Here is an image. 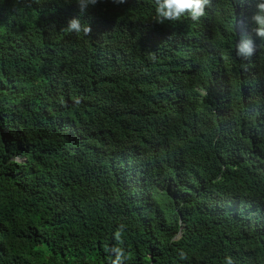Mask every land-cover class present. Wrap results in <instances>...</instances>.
<instances>
[{"label": "trees", "instance_id": "16d2710c", "mask_svg": "<svg viewBox=\"0 0 264 264\" xmlns=\"http://www.w3.org/2000/svg\"><path fill=\"white\" fill-rule=\"evenodd\" d=\"M0 0V264H264L255 5Z\"/></svg>", "mask_w": 264, "mask_h": 264}, {"label": "clouds", "instance_id": "9594fccd", "mask_svg": "<svg viewBox=\"0 0 264 264\" xmlns=\"http://www.w3.org/2000/svg\"><path fill=\"white\" fill-rule=\"evenodd\" d=\"M67 3H75L79 8V14L68 19L66 30L68 32L88 34L91 31L89 24L82 23L81 17L88 9L97 6L101 0H66ZM244 3L255 5V11L250 20L253 25L252 32L256 39L251 36H242L235 42V55L240 58H250L257 55L264 49V0H243ZM112 3L119 6L126 3V0H112ZM210 0H156L155 14L153 21L163 24L165 21H177L187 15L193 21H199L206 15V8ZM116 253L114 264H122L126 259L122 249H113ZM228 264H232L231 260Z\"/></svg>", "mask_w": 264, "mask_h": 264}]
</instances>
